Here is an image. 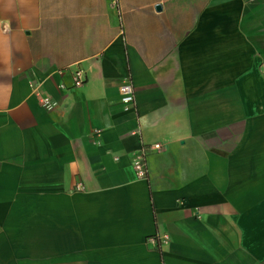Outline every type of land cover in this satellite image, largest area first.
<instances>
[{
    "label": "crops",
    "instance_id": "1",
    "mask_svg": "<svg viewBox=\"0 0 264 264\" xmlns=\"http://www.w3.org/2000/svg\"><path fill=\"white\" fill-rule=\"evenodd\" d=\"M0 264H264V0H0Z\"/></svg>",
    "mask_w": 264,
    "mask_h": 264
},
{
    "label": "built area",
    "instance_id": "2",
    "mask_svg": "<svg viewBox=\"0 0 264 264\" xmlns=\"http://www.w3.org/2000/svg\"><path fill=\"white\" fill-rule=\"evenodd\" d=\"M73 83L74 87H81L86 83L85 73L77 69L73 74ZM120 99L121 104L125 110H132L136 107V96H135V87L131 80L125 81L120 89ZM42 104L47 108L53 107V101L51 98L44 97L42 99ZM160 145L151 146L149 149H142L141 154L135 161V169L139 176L146 177L147 176V165H146V157L149 151L154 149H159Z\"/></svg>",
    "mask_w": 264,
    "mask_h": 264
}]
</instances>
